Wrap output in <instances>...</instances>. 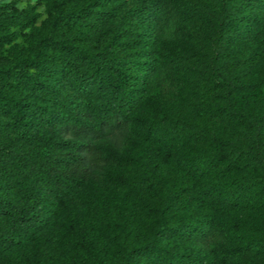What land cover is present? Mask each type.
I'll use <instances>...</instances> for the list:
<instances>
[{
  "label": "trees",
  "instance_id": "trees-1",
  "mask_svg": "<svg viewBox=\"0 0 264 264\" xmlns=\"http://www.w3.org/2000/svg\"><path fill=\"white\" fill-rule=\"evenodd\" d=\"M42 4L37 26L34 5L0 6L1 264H40L62 239L68 264L86 243L88 264H264V235L232 221L264 210V0ZM136 137L148 174L129 180ZM164 166L215 213L173 223L182 198L155 204ZM106 178L152 225L105 220ZM76 203L98 218L63 235Z\"/></svg>",
  "mask_w": 264,
  "mask_h": 264
},
{
  "label": "rangeland",
  "instance_id": "rangeland-1",
  "mask_svg": "<svg viewBox=\"0 0 264 264\" xmlns=\"http://www.w3.org/2000/svg\"><path fill=\"white\" fill-rule=\"evenodd\" d=\"M42 1L43 0H0V6L5 8L14 7L17 9H22L27 6L34 5L36 7V11L39 13V18L34 24L37 26L46 16ZM116 5H118V3L112 4V6ZM193 45L194 43L190 44V46ZM199 95L206 97L204 96L205 90L202 89V87L199 89ZM200 99L203 98L201 97ZM186 103L188 109L199 107V103L194 106L188 100H186ZM140 144V138L136 137L133 142L132 154L123 163V176L129 180H136L139 177L148 174L146 167L142 164V160L140 158ZM206 148L209 147L206 146ZM209 149L214 152V148ZM223 181L228 183L231 181V178L224 179ZM154 186L158 189L157 197L155 199L156 205H158V203L165 198L167 189H170V191L174 190L175 193H177L182 198L184 208H182L180 211L174 212L171 215V221L173 223L184 218L195 219L202 216H210L215 213L214 208H211L210 201L202 199L200 195L196 193L198 191V186H195L190 190L185 189L179 172L173 166H164L162 170L158 171ZM194 191L195 194H193ZM96 196L98 198L99 204H102L105 208V211L108 212V217H105V220L110 219L111 221H116L120 223V225H122L126 230L131 227L144 229L152 225V220L136 207L133 200L129 197L128 191L125 189L124 185L120 186L114 180L106 178L105 183L100 187V190L98 193H96ZM261 199L259 196H257L253 202L260 203V201H262ZM251 203L252 202H248L249 208L246 211H235L233 213L235 220L232 221L236 223V225H238L242 231L251 237L264 235V210H257V208H254ZM91 213L92 212L82 204L76 203L75 205L69 207L64 212L62 218L63 225L61 226V230L63 231V235L68 232L69 223L71 222H77L78 224H83L86 222L88 226H91V220H97L98 218ZM215 219H217V217H215ZM93 227L95 229V226ZM67 235H69V232ZM74 239L75 241H82L77 237H74ZM89 243L91 246H93V240L90 239L88 245ZM66 247L67 244L63 239L52 244V248L47 251L48 256L46 258H42L40 264H68ZM82 250H84L82 261L78 262L77 264H88L89 250L87 248V243L84 245ZM107 261L108 258L103 256V262L106 263Z\"/></svg>",
  "mask_w": 264,
  "mask_h": 264
}]
</instances>
